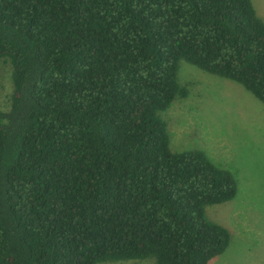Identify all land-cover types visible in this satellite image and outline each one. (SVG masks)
Here are the masks:
<instances>
[{
  "label": "trees",
  "instance_id": "trees-1",
  "mask_svg": "<svg viewBox=\"0 0 264 264\" xmlns=\"http://www.w3.org/2000/svg\"><path fill=\"white\" fill-rule=\"evenodd\" d=\"M181 60L264 105L251 0H0V264H209L230 233L205 208L233 175L173 152L160 118Z\"/></svg>",
  "mask_w": 264,
  "mask_h": 264
},
{
  "label": "rangeland",
  "instance_id": "rangeland-1",
  "mask_svg": "<svg viewBox=\"0 0 264 264\" xmlns=\"http://www.w3.org/2000/svg\"><path fill=\"white\" fill-rule=\"evenodd\" d=\"M264 21V0H251ZM177 80L188 91L160 113L173 152L198 150L235 178L237 193L205 208L206 217L226 228L230 243L209 264H264V105L239 84L179 62ZM11 69L0 61V110L8 111ZM127 260L103 264H153Z\"/></svg>",
  "mask_w": 264,
  "mask_h": 264
}]
</instances>
